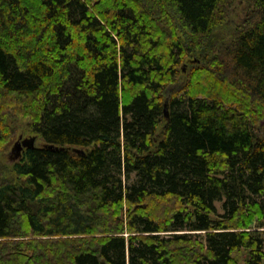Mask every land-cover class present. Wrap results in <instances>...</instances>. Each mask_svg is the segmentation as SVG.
Masks as SVG:
<instances>
[{
	"label": "trees",
	"instance_id": "16d2710c",
	"mask_svg": "<svg viewBox=\"0 0 264 264\" xmlns=\"http://www.w3.org/2000/svg\"><path fill=\"white\" fill-rule=\"evenodd\" d=\"M23 118L0 264L264 263V0H0Z\"/></svg>",
	"mask_w": 264,
	"mask_h": 264
},
{
	"label": "rangeland",
	"instance_id": "374dc122",
	"mask_svg": "<svg viewBox=\"0 0 264 264\" xmlns=\"http://www.w3.org/2000/svg\"><path fill=\"white\" fill-rule=\"evenodd\" d=\"M222 30H224V29H220V28L216 29V31H220V32H222ZM185 72H186V69H185V71L183 73H185ZM179 85L180 84L176 85V87H178ZM27 123H28L27 119H24V118L20 119V120H16L15 122H13V126L16 127L15 130H14L15 131L14 141L10 145L9 149L7 151H5V153L0 155V159L2 160V162L10 165V163L13 161L12 159H9L8 153H9V151H11V147H12L13 143L15 142V140L18 138L19 135H21L23 138H29V136H31L32 133L29 132V130L27 129V125H28ZM36 143L37 144H41V140L38 138L36 140Z\"/></svg>",
	"mask_w": 264,
	"mask_h": 264
},
{
	"label": "water",
	"instance_id": "95a60500",
	"mask_svg": "<svg viewBox=\"0 0 264 264\" xmlns=\"http://www.w3.org/2000/svg\"><path fill=\"white\" fill-rule=\"evenodd\" d=\"M164 113L167 116L168 115V111L167 108H164ZM34 141H35V136L32 135L29 138H23L21 135L18 136V138L15 140V142L13 143L12 147H11V151H15L16 154L18 156L21 155V152L23 150L24 147L26 146H34ZM49 147H52V145H49Z\"/></svg>",
	"mask_w": 264,
	"mask_h": 264
},
{
	"label": "flooded vegetation",
	"instance_id": "af4514ba",
	"mask_svg": "<svg viewBox=\"0 0 264 264\" xmlns=\"http://www.w3.org/2000/svg\"><path fill=\"white\" fill-rule=\"evenodd\" d=\"M9 159H12L13 161L16 160L19 156L16 154L15 151H9L8 153Z\"/></svg>",
	"mask_w": 264,
	"mask_h": 264
},
{
	"label": "bare ground",
	"instance_id": "6f19581e",
	"mask_svg": "<svg viewBox=\"0 0 264 264\" xmlns=\"http://www.w3.org/2000/svg\"><path fill=\"white\" fill-rule=\"evenodd\" d=\"M36 136V135H35ZM30 137V136H29ZM49 148V147H48Z\"/></svg>",
	"mask_w": 264,
	"mask_h": 264
}]
</instances>
